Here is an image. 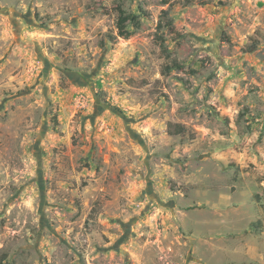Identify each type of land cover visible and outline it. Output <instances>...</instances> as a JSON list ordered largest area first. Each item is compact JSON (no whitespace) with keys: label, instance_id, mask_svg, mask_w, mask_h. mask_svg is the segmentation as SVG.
Returning <instances> with one entry per match:
<instances>
[{"label":"rangeland","instance_id":"1","mask_svg":"<svg viewBox=\"0 0 264 264\" xmlns=\"http://www.w3.org/2000/svg\"><path fill=\"white\" fill-rule=\"evenodd\" d=\"M263 191L264 0H0V264H264Z\"/></svg>","mask_w":264,"mask_h":264},{"label":"trees","instance_id":"2","mask_svg":"<svg viewBox=\"0 0 264 264\" xmlns=\"http://www.w3.org/2000/svg\"><path fill=\"white\" fill-rule=\"evenodd\" d=\"M168 9H162L160 14L161 17L157 21L156 30L161 31L163 29L172 28V19L168 15ZM140 14H145V11L141 9L139 13L136 12H126L121 8V6L116 7V33L108 35L110 38H123L128 39L140 26ZM157 42L159 45L160 52L167 58H170L169 49L164 43L162 34H157ZM182 67L181 62L174 58H170L169 62L163 66V72H169L173 69H180ZM264 192V191H263ZM259 220L250 221V225H258Z\"/></svg>","mask_w":264,"mask_h":264}]
</instances>
